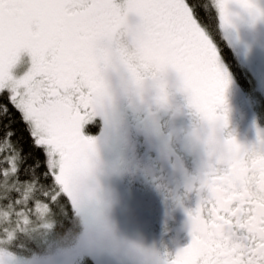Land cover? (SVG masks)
<instances>
[{
	"label": "snow or ice",
	"instance_id": "snow-or-ice-1",
	"mask_svg": "<svg viewBox=\"0 0 264 264\" xmlns=\"http://www.w3.org/2000/svg\"><path fill=\"white\" fill-rule=\"evenodd\" d=\"M216 13L217 27L206 15ZM264 22V0H0V264H264V134L245 146L228 131V54L241 25ZM174 73L176 81L171 80ZM173 89L193 117L178 141L165 131ZM153 143L142 169L185 208L191 242L158 252L116 235L108 218L114 179L133 171L135 138ZM183 153H199L197 170ZM183 175L173 192L167 170ZM68 243L30 255L10 241L22 225ZM11 226V228L9 227ZM70 238V239H69Z\"/></svg>",
	"mask_w": 264,
	"mask_h": 264
},
{
	"label": "flooded vegetation",
	"instance_id": "flooded-vegetation-1",
	"mask_svg": "<svg viewBox=\"0 0 264 264\" xmlns=\"http://www.w3.org/2000/svg\"><path fill=\"white\" fill-rule=\"evenodd\" d=\"M241 44L248 55L247 58L255 64L256 58L264 53L263 23H257L251 29H247ZM248 68L246 70L253 80L254 87L245 88L233 79L234 87L227 93L228 131L245 146L257 143L258 130L264 134V94L257 92L255 83L257 78L253 67ZM171 80L176 81L174 73L171 74ZM171 103L172 110L163 116L162 123L165 125V131L171 133L178 141V150L183 152V137L190 131L193 117L184 107L183 96L174 89ZM153 143H149L143 137L135 138L134 170L111 182L115 199L107 215L118 237L161 253L164 251L175 253L191 242L190 222L184 209L195 207V197H190L185 201L184 207H180L171 197L165 199L144 178L139 169L148 166L157 156ZM183 159L185 171L189 174L195 173L200 160L199 153H183ZM167 177L170 189L182 194L183 175L179 172L173 173L169 169ZM108 264L133 262L124 256L122 258L110 256Z\"/></svg>",
	"mask_w": 264,
	"mask_h": 264
},
{
	"label": "trees",
	"instance_id": "trees-1",
	"mask_svg": "<svg viewBox=\"0 0 264 264\" xmlns=\"http://www.w3.org/2000/svg\"><path fill=\"white\" fill-rule=\"evenodd\" d=\"M202 3H207V0H202ZM206 15L210 16V22L214 28L217 27V20H216V13L209 8V12L206 13ZM221 41V44L224 48V50L228 54V59L232 67L235 68V71L233 73V79L237 84L245 87V88H253L254 83L253 80L248 73V71L238 62L237 58L235 57L232 49L228 45L227 41L222 35V32L219 33L218 37ZM12 188V184L9 183L7 185H0V197H7L14 195L10 191ZM8 208H0V226H3L8 223L7 216L5 215L6 212H8ZM34 220L31 222V225H22L21 228L17 231V234L15 236V239L10 241L12 246L17 250L22 252L23 255L28 256L30 255V252L33 248V245L37 246V251L41 253H51L61 245L64 247L68 243L67 241H60L64 239L61 235L63 229L60 227L61 218L59 216L56 217H48L46 220L48 222L55 221L57 224L56 231L54 233H47V237L39 234L36 230L34 231ZM43 222V221H42ZM40 227L39 224H37L36 227ZM11 228V226H9ZM42 229H39L38 231H41ZM70 239V238H69ZM61 242V243H60ZM50 245V246H49ZM61 246V247H62ZM123 255L118 256V258H122ZM121 260V259H120ZM110 262V256L103 257L99 260L98 264H108ZM122 262V260H121Z\"/></svg>",
	"mask_w": 264,
	"mask_h": 264
},
{
	"label": "rangeland",
	"instance_id": "rangeland-1",
	"mask_svg": "<svg viewBox=\"0 0 264 264\" xmlns=\"http://www.w3.org/2000/svg\"><path fill=\"white\" fill-rule=\"evenodd\" d=\"M264 25V22H261ZM251 29L252 27H249L248 25H241L239 27L238 32L234 33L231 37V42H229L228 39H226L224 37V34L222 33L223 37L225 38V40L227 41L228 45L230 46V48L232 49L235 57L237 58L238 62L245 68L247 69L248 66H250V68L253 67V71L254 74L256 76V90L257 92H260L262 95L264 94V53L261 55V57H257L255 64L249 60L247 57L248 55H246L244 49L242 48V44H241V39L243 37V35H245V33L247 32V29ZM245 56V57H244ZM249 69V68H248ZM45 221H41L39 219H35L34 220V226L33 229L34 231L36 230L39 234L47 237L46 233L41 230L38 231L39 229H41V225L44 223ZM48 222V221H47ZM37 224L40 225V227H36ZM31 225V223L29 224ZM60 241H67V239H62ZM61 243V242H60ZM67 244V243H66ZM50 246V245H49ZM62 246V245H61ZM60 246V247H61ZM66 246V245H65ZM58 247V248H60ZM63 247V246H62ZM57 248V249H58ZM57 249H55L54 251H52L51 253H55L57 251Z\"/></svg>",
	"mask_w": 264,
	"mask_h": 264
}]
</instances>
